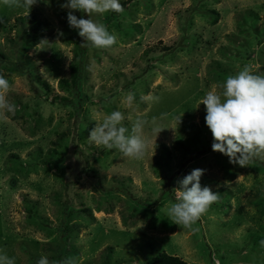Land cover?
<instances>
[{
	"label": "rangeland",
	"instance_id": "obj_1",
	"mask_svg": "<svg viewBox=\"0 0 264 264\" xmlns=\"http://www.w3.org/2000/svg\"><path fill=\"white\" fill-rule=\"evenodd\" d=\"M63 3H0V73L16 105L0 117V252L15 264H148L161 251L264 264V160L240 167L213 151L198 105L245 66L264 75V0H120L121 12L90 14L117 38L103 48L67 22L88 14ZM114 110L147 140L143 157L89 140ZM194 168L219 199L185 226L168 211Z\"/></svg>",
	"mask_w": 264,
	"mask_h": 264
},
{
	"label": "clouds",
	"instance_id": "obj_2",
	"mask_svg": "<svg viewBox=\"0 0 264 264\" xmlns=\"http://www.w3.org/2000/svg\"><path fill=\"white\" fill-rule=\"evenodd\" d=\"M38 2L39 0H0V3L22 6L29 11ZM44 2L47 3L48 0ZM62 7L88 14L87 18H78L72 11L67 13L69 26L78 30L83 41H88L97 48L116 43V36L104 24L92 19L90 14L121 12L123 6L120 0H64ZM222 87V94L213 88L198 103L205 105V123L213 137L212 150L219 151L229 158L230 163L240 167L249 165L256 158L264 160V75L253 74L245 66L237 74L229 75ZM9 88V80L0 73V117L16 110V105L7 99ZM133 98V95L127 97L129 103ZM142 99L148 101L153 97L149 95ZM123 120L125 115L121 111H112L90 131L89 140L97 146L108 150L118 149L125 156L139 159L146 154L148 142L139 134L126 135L128 128L122 124ZM142 127L143 121L137 120L133 132L140 133ZM204 171L194 168L178 179L177 202L168 211L173 222L191 226L219 199L217 192L207 185H201ZM0 264H15V260L0 252ZM37 264H50V261L47 256H41Z\"/></svg>",
	"mask_w": 264,
	"mask_h": 264
},
{
	"label": "trees",
	"instance_id": "obj_3",
	"mask_svg": "<svg viewBox=\"0 0 264 264\" xmlns=\"http://www.w3.org/2000/svg\"><path fill=\"white\" fill-rule=\"evenodd\" d=\"M26 17L28 19H31L33 22L36 21L37 25L40 26V29H42L46 23L45 21H42V20L36 18V15L34 12H31ZM80 38L82 39V37H80ZM80 42H81V40H79V43ZM80 46H83V45H79V47ZM0 60L4 61V59L1 57H0ZM6 64H10L11 66L16 65L14 62H10V63L6 62ZM71 69H72V73H73L72 80H74L73 85H75L76 90L79 91V85H80L79 71L76 69V67H74V65H72ZM60 84H67V81L61 80ZM148 264H195V263H189V262L183 260L182 258L176 256V255H172V254H169L165 251H161L158 254H156L155 256H153L151 259H149Z\"/></svg>",
	"mask_w": 264,
	"mask_h": 264
}]
</instances>
